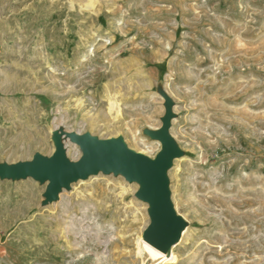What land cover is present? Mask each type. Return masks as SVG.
Listing matches in <instances>:
<instances>
[{"label": "rangeland", "instance_id": "rangeland-1", "mask_svg": "<svg viewBox=\"0 0 264 264\" xmlns=\"http://www.w3.org/2000/svg\"><path fill=\"white\" fill-rule=\"evenodd\" d=\"M167 102L174 264H264V0H0V165L77 163L70 134L155 160ZM49 184L0 175V264H159L137 181Z\"/></svg>", "mask_w": 264, "mask_h": 264}, {"label": "water", "instance_id": "water-1", "mask_svg": "<svg viewBox=\"0 0 264 264\" xmlns=\"http://www.w3.org/2000/svg\"><path fill=\"white\" fill-rule=\"evenodd\" d=\"M166 107L161 130L151 134L162 143V152L155 160L130 150L122 139L99 141L87 135L70 134V140L83 151L79 162L67 161L58 139L52 158L46 159L37 154L29 163L0 165V175L49 180L46 199L52 202L61 189L67 188L70 183L84 180L100 171L122 173L129 181H137L142 186L138 197L150 206L151 223L144 232V240L156 249L167 252L181 239L185 223L176 215L168 189L167 171L172 161L180 156V151L169 134L173 117L171 103L167 102Z\"/></svg>", "mask_w": 264, "mask_h": 264}, {"label": "bare ground", "instance_id": "bare-ground-1", "mask_svg": "<svg viewBox=\"0 0 264 264\" xmlns=\"http://www.w3.org/2000/svg\"><path fill=\"white\" fill-rule=\"evenodd\" d=\"M110 107L113 110V108L115 107V103L112 102ZM183 232L181 236L182 238L185 236L187 231H183ZM178 242H180V240ZM173 247L175 246H172L167 252H162L156 249L155 247H153L152 245H150L149 243H147L142 237H139L138 253L139 255H141L142 252L145 251L146 253L149 254V256L153 260L159 261V264H174L176 261V257L174 254Z\"/></svg>", "mask_w": 264, "mask_h": 264}]
</instances>
